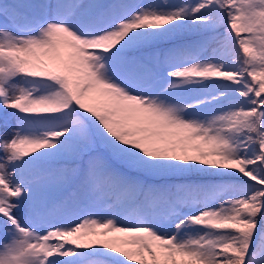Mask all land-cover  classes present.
<instances>
[{
    "label": "snow or ice",
    "instance_id": "1",
    "mask_svg": "<svg viewBox=\"0 0 264 264\" xmlns=\"http://www.w3.org/2000/svg\"><path fill=\"white\" fill-rule=\"evenodd\" d=\"M0 264H264V0H0Z\"/></svg>",
    "mask_w": 264,
    "mask_h": 264
}]
</instances>
